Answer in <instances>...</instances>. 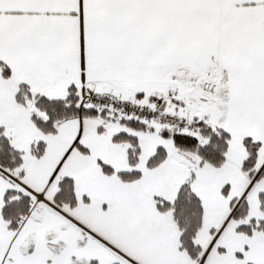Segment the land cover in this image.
I'll use <instances>...</instances> for the list:
<instances>
[{
    "label": "snow or ice",
    "instance_id": "obj_1",
    "mask_svg": "<svg viewBox=\"0 0 264 264\" xmlns=\"http://www.w3.org/2000/svg\"><path fill=\"white\" fill-rule=\"evenodd\" d=\"M0 264H264V0H0Z\"/></svg>",
    "mask_w": 264,
    "mask_h": 264
}]
</instances>
